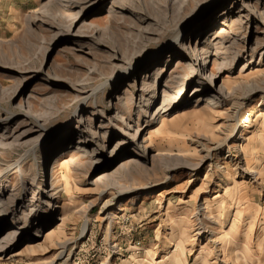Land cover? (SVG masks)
I'll use <instances>...</instances> for the list:
<instances>
[{
    "label": "rangeland",
    "instance_id": "374dc122",
    "mask_svg": "<svg viewBox=\"0 0 264 264\" xmlns=\"http://www.w3.org/2000/svg\"><path fill=\"white\" fill-rule=\"evenodd\" d=\"M169 1L101 0L69 34L57 39L54 28L67 8L54 6L56 17L51 21L46 13L48 0H0V117L11 115L7 133L30 127L28 104L30 113L42 116L38 122L47 133L60 127L49 139L53 149L44 160L43 170H35V185L24 195L19 211L28 206L36 187L49 180L52 158L72 128L81 125L87 132L90 128L102 129L96 132L97 146L87 145L85 149L104 146L105 151L99 165H93L76 139L63 146L64 163L56 173L59 193L53 202L36 206L45 226L37 237L24 239L7 250L0 256V264H174L172 255L177 246L181 264H264V150L256 143L257 139L264 142V52L255 53L241 69L264 43V0H228L194 25L198 18L178 28L177 16L188 14L200 0H188L178 14L174 4L166 8ZM163 14L167 19L162 25L156 19ZM90 23L99 30L98 35L86 31ZM145 26L149 37L132 43L130 34ZM216 30L234 39L225 47L229 59L233 57L231 61L223 67L220 58L211 56L205 73L217 74L219 68L224 69L212 84L202 77L190 79L180 98L186 100L171 107L157 122L145 125L142 102L136 106L149 75L161 70L157 97L167 84L169 101L175 100L176 84L183 83L191 72L190 53ZM77 32L85 36H76ZM175 33L187 54L163 55L160 45L173 40ZM150 54V58H158L156 65L147 70L131 67L128 75L117 78L128 63ZM236 55L240 57L233 61ZM79 85H83V91L92 90L91 94L79 93ZM251 86L262 89L248 98ZM200 87L210 91L192 96V91ZM218 87L231 91L233 98L215 104L217 96L210 88ZM208 100H212L211 105ZM78 106L82 108L79 121L72 114ZM246 116L251 124L242 132L239 123ZM136 122L143 131L139 144L128 150L136 154L145 147L149 152L141 160V168L127 165L130 170L126 173L125 164L121 167L124 170H117L122 188L136 190L115 203L116 209L107 215L103 201L112 193L108 190L102 198L98 193L117 178L110 175L99 189L90 184L103 170L100 166L109 151L124 140L122 135H109L120 131L131 134L126 126L135 128ZM100 131L108 137H102ZM241 133L243 138L236 140ZM38 135L33 133L31 137ZM225 140L221 151L218 145ZM161 154L165 155L159 162ZM15 156L0 155V161ZM129 158L137 157L132 155L125 161ZM34 162L33 158L26 159L29 167ZM109 163L111 167L120 165L119 160ZM15 173L21 175L18 168ZM17 179L6 174L1 183L20 199L21 180L16 183ZM221 200L226 208L213 211ZM4 209L8 211L11 206ZM14 220L5 218V224ZM231 221H235L234 228L221 238L220 232L227 231ZM63 243L65 252L58 257Z\"/></svg>",
    "mask_w": 264,
    "mask_h": 264
},
{
    "label": "bare ground",
    "instance_id": "6f19581e",
    "mask_svg": "<svg viewBox=\"0 0 264 264\" xmlns=\"http://www.w3.org/2000/svg\"><path fill=\"white\" fill-rule=\"evenodd\" d=\"M100 1L101 0H54L53 3H51V0H48L47 6H46L48 9L46 10V13L49 16L48 18H50L51 21L56 17V15L52 13V11H55L53 9L54 6L56 7L57 5H59V7L67 8V10L65 11V15L62 18H60L59 21L57 20L58 21L57 25L54 28L55 29L54 36H56L57 39H60V38H63L65 35L69 34L71 29H74L75 25L83 17H85L88 14V12L91 11L92 8H94L95 6L96 7L98 6L97 4ZM175 1H178V0L169 1L168 4L166 5V8L170 9L171 5L174 4L175 6H177V10H176L177 14L181 13V11L189 3L188 0H179L178 3ZM227 1L228 0H200L194 5V7L188 12V14L184 16L183 15L177 16L178 26L176 27L178 28L182 24L188 21H191L194 18L196 19L198 18L197 20L192 22L193 24L191 23L192 25H194V23H197V21L200 18L208 16V14H210L214 9L223 6ZM111 3L112 4L117 3V1H112ZM242 3L245 4L244 1H242ZM248 5L249 4H246V7H245L246 9ZM164 14L162 15L161 19L159 20L156 19V21H158L159 24L163 25L166 23L167 17ZM219 14L221 15L222 13H219ZM222 18H225L224 14ZM68 19L70 21L67 22ZM137 19H139V17ZM141 20H143V17L141 18ZM95 27L96 26L94 24L90 23L89 26L86 27V31L89 30L91 32V36H93L94 32L96 35H98L99 30L96 29ZM136 30L137 31L135 33L130 34L131 35L130 40L132 41V43L141 42V40L145 39L146 37H149V31L147 30L146 26L145 28L143 27L141 29L137 28ZM175 30L177 29L174 28V32ZM75 35L79 37L85 36L84 32H81V33L77 32L75 33ZM233 42H234V39L232 40L230 36L228 37L225 36V33L223 31L221 32V31L216 30L212 32L210 36L202 42V45L200 48H197L195 46L188 57L189 64H190V70H191L190 75L186 79L184 78L185 81L183 83L176 84L175 88H176V94L178 95V97L172 102L169 101L171 90H170V87L167 86V84L163 87L160 97H157V93L155 91L157 86L160 84V79H161L160 75L162 74V71L156 69L152 75H149L150 81L147 85L142 86L141 88L142 94L139 98L138 105L136 106V107H139V104L142 102L141 108L144 107L143 117L146 118L144 121L145 125L157 122L160 118H162L164 115H166L169 112L171 107L186 100L185 97L182 100H180V98H181V93L184 87L190 81V79H193L195 77H200V78L202 77L201 79L207 80L208 83H210L211 85L213 82V79L224 70L223 67L228 65V63L233 58V57H230L229 59V57L225 53V50H226L225 47H227L226 45H231ZM263 44H261V47H259L260 45L258 46L259 48L254 52V54L250 56V59L241 67V69H243L248 62H251L253 60V56L255 55V53L262 54L264 52V46H262ZM159 48H161L160 51L162 52V54L164 55L167 53L168 57L173 56V55L183 56L187 54L186 48H183L181 45H179V42L176 40V33L173 35V40L166 42V44L164 43L160 45ZM152 54L146 55V56L143 55L144 57L141 56L140 59H136V60L134 59L131 63H128L127 67L121 73L117 74V78H119L120 76L122 77V75L126 74L131 67L132 69L133 67H135L134 69H137V70L139 69L147 70V68H150L156 65L158 63V60H157L158 58L157 59L150 58ZM211 56L220 58L221 66L223 67L220 66L221 68H219L217 74L207 75L205 73V64ZM239 57L240 56L238 55L234 56L233 61L238 59ZM114 59H117V58H114ZM189 86L190 85L188 84L186 87L188 88ZM82 89H83V85H79L78 87H76V90L79 93H83V94L86 93L87 96L90 95L92 92V90L83 91ZM210 89L214 91V93L217 96V101L215 102V104H219V103L223 104L228 100V98L230 99L233 98L231 91L225 89L224 87L210 88ZM260 89L262 88L257 87V86L253 88V86H251L247 90L248 94L246 93L248 95V98L253 96ZM207 91H210V90H205L200 87V88H195L191 94L192 96L194 95L199 96L201 94H204ZM118 99L120 101L122 98L119 96ZM230 99L228 101H230ZM211 101L212 100L207 101L208 105H211ZM27 108L28 109L26 111V114H28V119H30V127L29 128L27 127L26 129L22 131L15 132L13 134L7 133V130H6L7 124L10 121L11 115L3 117V119H1L0 117V155L3 156L5 154H10V153L16 154L15 158L9 161H6V162H3L4 160L0 161V213H1L0 215V232H1L0 233V256H2L7 250L12 249L15 245H17L19 242L23 241L24 239L27 240V239H32V238L37 237L39 235L41 228L45 226V223L40 220L39 216H37L36 206L42 204L45 201L47 204H49L50 202H53L57 193H59V188L57 187V174L56 173L60 169V166H62V164L64 163V157L63 158L61 157L65 155L66 153L65 148L63 149V146L65 147V144L71 145L73 144V140L76 139L77 144L79 143L82 147L84 156L85 155L88 156L89 161H90L89 163L93 165L94 164L99 165L100 161L105 155L104 154L105 151L103 150L104 146H102V149L94 148L91 151H87L85 149L87 145L97 146L98 137H96V132H99L98 130H102V129H95L94 131H92V129L90 128V130H88L87 132V130L86 131L83 130V127H81V125L77 128H72V131L70 133L69 132L65 133L64 137L62 138V142L60 143L58 147L61 149L56 151V153L54 154L52 158L53 162H51L52 167L50 171L49 180L48 181L46 180V182L44 181L42 185L36 187V190L33 191V195L30 200V203H28V206L26 205V207L24 208L22 207L21 210L19 211L24 195L27 194V191L33 188V185H35V179L38 176V173L35 170L37 169L43 170L44 160H46L51 149H53V145L50 144L49 139L60 129L59 127L47 133L44 130L43 125L38 122L42 116L40 114L30 113L31 111L29 110V104L27 105ZM81 112H82V108L78 106L76 109H74L72 113L75 116H78V119H77L78 121L82 118ZM95 117H98V116H95ZM95 119H98V118H94V120ZM84 121L85 119L83 120V122ZM87 124H90V126H93L92 122H88ZM135 124H136L135 128L131 127V125L126 126L127 129L130 128L133 131V133L131 134H128L127 131L126 132L120 131V134H113L111 136L104 131L102 132L100 131L101 136L104 138H107L108 137L107 135H109L111 138H114L115 135L116 137L122 135V137L124 138L123 141H121L120 143H117V146H115L113 149L109 151L108 157L105 159L106 160L105 164L100 166V169L103 168V170L92 179L93 181L90 184L91 186L99 189V187L105 186L106 180L110 177V175L115 176V178H117L116 180L114 179L112 181V183L109 185V188H107V190H101L98 193L100 198L104 197V195L106 194V191L108 190L109 192L112 193V196L110 198H106L103 201V211L106 212L107 215H110L112 213V209H116L117 204L115 205V203H117L119 200L120 201L123 200L126 195L136 190L134 188L133 189L132 188L130 189L122 188V186L124 185L118 182V179L121 178V174L117 170L121 169V167L125 168L124 167L125 164H126L125 166L128 165L129 167L132 166L134 168L136 167L141 168L140 162L143 158H145L146 154H148L149 152V151L148 152L146 151L145 147L139 153H136V154L134 153L133 150L131 151L128 150L129 146H133L134 148V146L136 147L139 144L137 140H138L139 135L143 131L142 127L137 126L138 125L137 122ZM250 124H251V119L249 116H246L244 120L242 119V122L239 123V127L240 129H242V132H243L248 127H250ZM98 127H101V126L98 125ZM45 132L47 134L42 136L43 135L42 133H45ZM33 133H38L40 135H38L37 138H32L31 135ZM230 137H231V134L226 138V140L229 139ZM242 138H243V133H241L236 140H239ZM226 140L218 145V148L221 151L225 148ZM256 143L260 149L264 150L263 140L257 139ZM132 155H135L137 158L136 159L129 158L128 160L125 161V159H127L128 157ZM161 155L163 156H160L159 162L162 161V158H164L165 154H161ZM29 157L30 159L33 158L35 161L32 167H29L26 164V159ZM205 159H209V156H206ZM109 160H112V161L119 160L120 165L111 167ZM64 166L67 167L68 165L65 164ZM128 166L126 167V170H125L126 173H128V171L130 170V169L127 170V168H129ZM9 168L13 169L12 172L10 173L7 172V169ZM16 168L19 169V171L21 172V175L19 176L14 175L16 174L15 173ZM6 174L8 175L10 174L13 177L14 176L17 177L18 179L16 180V183H19L17 181L21 180L20 193L22 197L20 199H19V195L15 196L14 194L10 193L9 189L3 188L4 186H2L1 180L3 177L6 176ZM37 197H38V201H37ZM33 201L34 202L36 201V203H33ZM221 202H222L221 205L219 207L216 206L217 208L213 211H216V210L222 211V209H224L223 208L225 207L224 200H221ZM120 203L118 204V206L120 205ZM9 206H11V209L6 211L4 208L9 207ZM206 206L208 207V203H206ZM5 218H10L11 220L12 219L14 220L15 218V220L14 222L11 221L12 222L11 224L9 223L5 224ZM213 218L215 217L214 216L209 217L210 220L215 221L213 220ZM20 219H22L20 222L21 225H18ZM234 222L235 221H231L230 227L228 228L227 231H224L222 229L223 231L220 232L221 235L219 234L221 238L226 237L227 234H229V232L234 228ZM35 228L36 230L34 231L33 229ZM85 228H86V223H84L83 225V230H85ZM3 230L5 231L2 232ZM28 230L30 231L33 230L34 233H26ZM60 248H61V251L59 252L58 257H61L63 253L65 252L66 243H63ZM174 251L175 252L172 255V260L174 264H181L180 262L181 259L179 257L180 250L178 249V246L176 247Z\"/></svg>",
    "mask_w": 264,
    "mask_h": 264
}]
</instances>
